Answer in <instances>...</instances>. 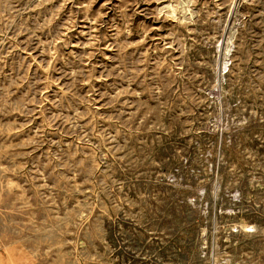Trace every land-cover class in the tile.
Segmentation results:
<instances>
[{
    "label": "rangeland",
    "instance_id": "obj_1",
    "mask_svg": "<svg viewBox=\"0 0 264 264\" xmlns=\"http://www.w3.org/2000/svg\"><path fill=\"white\" fill-rule=\"evenodd\" d=\"M0 264H264V0H0Z\"/></svg>",
    "mask_w": 264,
    "mask_h": 264
},
{
    "label": "bare ground",
    "instance_id": "obj_2",
    "mask_svg": "<svg viewBox=\"0 0 264 264\" xmlns=\"http://www.w3.org/2000/svg\"><path fill=\"white\" fill-rule=\"evenodd\" d=\"M223 68H225V63L223 64ZM243 227H246V224L242 223L241 224ZM8 255V254H7ZM9 258V257H8ZM25 260V259H24ZM11 262V261H10Z\"/></svg>",
    "mask_w": 264,
    "mask_h": 264
}]
</instances>
